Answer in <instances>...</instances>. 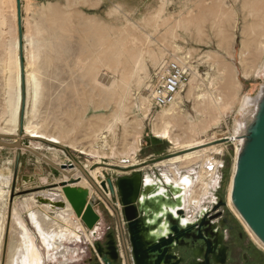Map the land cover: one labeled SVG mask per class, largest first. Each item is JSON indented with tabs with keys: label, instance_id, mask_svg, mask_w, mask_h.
I'll return each instance as SVG.
<instances>
[{
	"label": "rangeland",
	"instance_id": "obj_1",
	"mask_svg": "<svg viewBox=\"0 0 264 264\" xmlns=\"http://www.w3.org/2000/svg\"><path fill=\"white\" fill-rule=\"evenodd\" d=\"M22 1L25 64L27 66L29 59L33 62L32 68L36 73L39 85L41 84L42 97L36 102L34 111L31 112L32 102L28 103V94L26 95L23 117L24 132L22 134L20 132L21 104L17 126L13 127L11 131L4 129L6 127L10 128V123H4L6 113L4 112L5 108L3 109L5 107L6 84L9 74L7 63L11 57L10 49L14 36L18 37V28L15 34L13 32L14 23L11 18L12 7L7 4L0 5V9L4 7L3 10L7 12L3 11L2 13L6 16L8 23L0 27V60L4 58L0 61V63L4 61V64H0V116H2L0 117V133L17 135V137L12 138L0 137V141L21 143V147L12 145L0 146V167L7 169V176L10 179H14L17 156L20 154L15 181H12L11 187L4 189L5 196L9 197L6 204L8 211L5 249L10 241L14 208L20 210L27 224L29 222L27 212L21 204L24 197H28L33 193L37 194L39 191L45 189H53L54 187L61 190V186L63 185L59 183L63 180L68 181L69 175L76 179L75 181L79 180V177L82 176H85L88 180L86 184L72 185V189L75 188L84 193L91 191L90 193H92V186L94 185L91 183L89 175L102 189L101 180L117 179L121 175L133 174L135 172L143 173V161L145 160L151 163L159 162L158 165L163 166L162 171H165L167 165L161 163L163 160L194 147L200 146L196 149L206 148L205 152L207 155L208 153H213L212 155H215L217 158L220 157L225 160V179L221 195L228 204L229 185L235 169L237 145L236 147L233 143L224 145L220 140L227 138L233 133L234 122L239 117L238 111L241 98L246 95H256L263 82V69L259 73L245 75L240 60L242 42L244 40L249 42L254 37L249 28L250 23L254 20V16L250 15L248 10L244 11L242 9L243 0H237L236 2L235 0H223L226 7H234L238 14L236 17L237 21L230 19L224 22L221 21L222 10H220L219 6L220 0ZM15 9L16 5L14 4V15L17 24ZM161 9L162 13L160 19H158L157 12ZM182 14L191 17L193 20L189 29H177L180 37L175 39L171 36L173 25ZM156 19L159 21L158 25L154 27ZM102 26H104L103 28H105V32L108 33L110 39L120 36L126 40L127 45L130 44L134 37L150 36L149 38H152L153 41L151 45V47L153 46L152 49L158 53L161 51V59L163 60L159 64L153 61L149 53L145 55L146 72L148 73L147 93L149 95H151L150 81L155 69L163 61L186 57L187 61L185 60V63L187 62L186 65L189 67V77L186 87L180 93V95L184 96L183 111L171 129L173 137H178L180 143L175 145L168 138L155 136L154 125L160 124L157 116L162 108L153 105L152 97L150 96L151 111L147 117L144 118L138 108L131 107L127 109L126 107L127 111L124 109L128 123L125 125L118 121L115 127L116 140L114 147L116 154L114 156L104 154L105 152L102 149L99 155L91 153V146L95 140V135L100 130L105 131L103 133L104 136L108 135L107 130L103 128L108 121L113 122L114 117L112 116L120 106L119 91L113 95L111 103V100H108L104 101L106 104H103L102 100L104 99L102 94L109 88L108 79L113 77L114 70L112 68L114 67H101V71L97 73L95 69L92 70L89 67L93 65V60H95L98 51L102 50V44H105L103 41L101 43L98 42L97 38H95L97 29ZM42 27H44V30ZM220 29L225 31L227 37L225 41H222L223 34L220 32ZM91 34L95 35L91 37ZM162 39L165 40L163 41ZM136 43H139V41ZM173 45L181 46L182 50L173 51ZM96 50L98 51L96 52ZM3 54L5 57H3ZM207 54H211V59L206 58ZM33 55L35 56L33 57ZM256 56H254L255 58L252 63L253 69L257 65L262 66L261 58ZM246 57L251 59L252 55L247 53ZM216 60H220L225 64V67L227 66L225 72L218 70ZM191 65L197 66L201 74L199 83L203 84L205 88H211L214 94H219L224 86L223 76L225 75L228 78L230 95L237 96L234 104L223 113L219 123L214 122L212 119L215 112L207 110L208 112L210 111L207 113L206 111L203 112L196 109L195 100L185 97L192 76ZM107 71L108 74L106 76L102 75ZM94 75H97V78L99 77L98 80L102 86L96 85ZM116 75V80H119L120 75ZM237 80L240 81V87L236 85ZM132 88L133 95L131 100L136 102L140 96L138 94L139 91L136 90L135 84H133ZM142 92L143 89H141ZM117 99L118 101L116 102ZM128 101L126 105H129L130 102ZM29 117L34 124H39L46 132L61 135L62 140L60 143L50 142L46 137L32 139L26 136L25 124L28 123ZM191 122H196L199 125L198 132L192 139H196V142L192 145L189 144L192 141L193 135ZM137 137H140V146L136 151H130L131 156H135V160L133 161L131 157H127L125 154L129 149H132V145L135 143ZM99 141L102 142V140ZM220 151H223L224 154H218L221 153ZM75 161L80 166L76 165ZM51 163L60 167L61 170L54 167ZM92 171L96 175H99L100 178L92 176ZM42 177L48 178V185L41 184ZM71 183H68V185ZM12 188L16 191L13 196ZM65 197L71 203L67 195ZM200 197H202V194H200ZM106 205H101L98 208L104 225L114 226L117 232V226L122 224V220L117 213H115V216L112 215L109 210L110 205L107 203ZM226 210L229 212L230 217L244 231L247 239L251 240L255 246L264 252V248L253 239L240 216L238 217L229 206L226 207ZM190 211H187V215L190 214ZM32 225L29 226L34 230ZM79 245L80 247L82 246V250H85L86 245L81 243ZM126 246L128 247L129 244L127 243ZM84 252L82 257L86 255L85 261L82 258L84 262L80 261L76 264H96L94 261L86 262V259L89 260L90 257H94L91 247L86 248ZM121 262L122 264H128L129 258L122 259Z\"/></svg>",
	"mask_w": 264,
	"mask_h": 264
},
{
	"label": "bare ground",
	"instance_id": "obj_2",
	"mask_svg": "<svg viewBox=\"0 0 264 264\" xmlns=\"http://www.w3.org/2000/svg\"><path fill=\"white\" fill-rule=\"evenodd\" d=\"M220 1L221 2H219V6H220V10H222L221 21L224 22L230 19H234V21H237L236 20V17L238 15L237 10L234 7H226L225 3H223V0ZM236 1L237 0H235V2ZM0 3L1 6L3 4H7L8 6L10 5L12 7V9L11 7L9 8L11 9L12 12L11 18L14 23L13 32H15L16 34L18 28V21L16 24V19L14 15V4L16 5V0H0ZM3 8L4 7L0 9V27L5 24H8L6 16H4V14L2 13L4 11ZM9 8L8 10L10 11ZM242 9L244 11L248 10L250 15L254 16V20L249 25V28L252 31L254 37L249 42H247L246 40L242 42V53L240 57L244 74L250 75L251 73L253 74L259 73L260 70H262L264 67V0H243ZM15 12L17 13V9H15ZM161 13H162V9L157 12L158 19H160ZM158 19H156L154 23V27L158 25V21H159ZM192 20L193 19L187 15L185 16L183 14L180 15V18L175 21L173 25L174 27L172 26L173 32L171 36L175 39L180 37V34H178L177 29L178 28H182L183 30L189 29ZM103 27L104 26L99 28L97 27L98 28L96 32L97 37L95 36V38H97L98 42L101 43V41H103V43H105L104 45L102 44L104 48L102 47L101 48L102 50L100 51H98L99 49L96 50V52L98 51V53L96 54V56L94 55L95 60H93L94 61L93 65L89 67H91L92 70L95 69L96 73L101 71V67L102 68L114 67L112 68L114 70L113 77H110V79H108L109 88L104 92V94H102L104 96V99L102 100L103 102L111 100L110 101L111 103L113 95L119 91L118 93L120 94L119 95L120 106L119 109L115 111L112 116L114 117L113 122L111 123L110 121L108 122L106 121L107 124L103 128L107 130L108 135L104 136L103 133L105 131L103 132L100 129H99L100 131L95 135V140L91 146V153L99 155L100 150L102 149V151L105 152L104 154H107L109 156H114L116 154V150L114 147V143L116 140L115 127L118 121H120L125 125L128 123V119L124 112V109L126 110V107L127 109L131 107L138 108V110L141 111V113L143 114L144 118L147 117L151 111V102H150L151 95L147 93L148 73L146 72L147 68L145 65V55L149 53L151 58L156 64L157 63L159 64L163 59H161L162 57L160 54L161 51L158 53L152 49L153 46L151 47V45L153 41L152 38H149L150 36L147 37L144 35L145 36L144 37L142 35L143 37L140 38L132 37L133 40L130 39L131 42L129 41L130 44L127 45L126 40L124 38H121L120 36L116 37L115 39H110L108 33L105 32L106 30ZM43 28L44 27H42V29ZM168 30L167 32H169ZM220 32H222L223 34L222 41H225L227 39L225 31L220 29ZM94 35L95 34H91V37ZM24 38H25V34H24ZM137 41H139V43H136ZM85 43L88 44L87 42ZM3 47H5V45H3ZM18 49H19V38L17 36H14V41L10 49L11 57L8 59V63H7L9 74L7 77V84H6L7 90H6L5 105H4L5 107H3V109L5 108L4 112L6 113V118L4 119V123H10L9 125L10 128L8 127L4 128L7 131H11L13 127L17 126L20 104H22L21 103L22 100L21 65H20V54ZM174 50L175 52H177L178 50L181 51L182 47L179 45H173V51ZM247 53L252 55L251 59L246 57ZM256 55L261 58L260 60L262 61L261 62L262 66L257 65V67L253 69L252 63L255 58L254 56ZM34 56L35 55H33V57ZM3 57H5V55ZM206 58L211 59V54H207ZM180 59L185 62L186 57H182V58L180 57ZM5 62L7 61L5 60ZM216 64L219 71L225 72V68L227 66L225 67L224 63H222L220 60H216ZM32 66H33V62L30 61L29 59L27 66L25 64V74H26L28 103L30 104V102H32L31 112L34 111L36 102L39 100L40 97H42V89L40 88L41 84L39 85L36 73L34 72ZM190 67L192 68V76L189 81L188 90L185 97L187 99L193 98L195 100L196 109L202 110L203 112L206 111L207 113H209L210 111L215 112L212 119L214 122L219 123L223 113L229 107H231L237 99L236 95L231 96L229 93L228 78L225 77V75L223 76L224 86L222 88V91L219 94H214V91H212L211 88L208 87L205 88L203 84L199 83V78L201 77V74L197 66L191 65ZM107 74L108 71L104 72L102 75L106 76ZM116 74L120 75L119 80H116V76H117ZM98 78L97 75H94V81L96 85L99 86L101 83L98 80ZM133 84H135L136 90L139 91L138 94L140 95L139 99L135 98L136 96L134 97L135 99H138L136 102H133L131 100L133 95L132 94ZM236 85L240 87V81L237 80ZM141 89H143L142 93H141ZM180 93L177 94V97L174 102H172L168 107H165L161 110V112L157 116V119L159 120L160 124L154 125V134L156 137L168 138L170 142L175 145L180 143V139L178 137H173L171 133V129L173 124L177 121L178 117L182 114L183 111L182 105L184 103V96L180 95ZM117 101L118 99L116 100V102ZM127 101L130 102L129 105L128 104L126 105ZM255 103H256V99L250 98L249 95H246L243 98H241L239 112L242 113V116H245V114L249 111V108ZM103 104H106V102H104ZM207 110L210 111L208 112ZM198 126L199 125L196 122H191V131L193 134L191 140L193 139L194 136H196L198 132ZM242 127H243L242 121L236 120L234 125V131L227 138L237 140V135L239 134ZM25 131H26V136L32 139L39 137L40 138L46 137L48 141L54 143H60V141L62 140L61 135H56L53 133L46 132V130H43L42 127L39 126V124H34L30 117L28 119V123L25 124ZM99 140H102V142H100ZM195 142L196 139L190 141L189 144L192 145ZM236 145L235 147H236V159H237L239 147L237 143ZM139 146H140V137H137L135 143H133L132 145V149H129V151L126 152L125 155L127 157H131L132 160L134 161L135 156H131L130 151L131 150L136 151L139 148ZM199 147H194L193 149L181 151L179 153L174 154L173 157L165 159L161 162L167 165V169L163 171V174L169 176L173 182L177 184L180 183L184 186L183 198H184V207L187 209L186 211L191 210L192 206L198 207L201 203L200 194L205 196L206 193L198 192L197 181L193 183L190 177H184L178 179L175 172L182 165L189 166L190 164H192L193 162L197 161L200 158L203 159L205 158V160L207 159L209 155H207L205 152L206 148L196 149ZM177 162H181V163L176 164ZM76 165L79 164L76 163ZM235 169H236V160H235ZM235 169H234V173H235ZM234 173L232 175V180L229 185L230 193L228 195L227 206H229L239 217L240 214L235 209L231 201ZM91 175L98 179L100 178V176L96 175L93 171L91 172ZM89 177L92 179L90 175ZM12 181H15V173H14V179L13 178L10 179L7 176V169H4V167H0V264H69L78 261L79 257H81L79 256V254L81 255V253H85L84 252L85 250L84 249L82 250V246L80 247L79 244L80 243L84 244L85 242H92V234L90 233V231L87 230L84 223L82 225L79 222V218L75 213L76 208L81 206L80 205L82 203L80 199L81 197L79 196V194H77L76 197L72 195L74 198H72L71 200L69 199V201L71 202L69 203L68 199L65 197L66 194L64 192V189L65 190L70 189L72 185L75 184L76 185L81 183L86 184L88 183L87 178L85 176L79 177V180L74 181L69 185L61 186V190H59L58 188L45 189L39 191L37 194L33 193L31 195L29 194L30 196L28 197H24L21 204L23 205V207L27 212L29 222L27 224V222L24 221L20 210L14 208L13 217H12V227L10 230V237H9L10 241L9 243L7 242L8 244L6 246L7 249L6 250L5 236H6L7 211H8V207L6 204L8 203L9 197L5 196L4 189L6 187H11ZM148 182H152V180L148 179ZM41 184L48 185V179L46 177H42ZM90 192H86L88 198L91 195ZM161 192H165V190L163 188L159 189L158 193ZM15 193H16L15 189L12 188V196L15 195ZM38 197L45 198L47 202L39 203ZM60 199H64V201L66 202L65 207L59 208V210L54 209L56 206L53 205L52 203L57 202ZM240 218L242 219L241 216ZM242 221L245 223L243 219ZM29 225H32V227H34V230ZM97 227L98 225H96L92 231H96ZM245 227L247 228L253 239L261 247L264 248V245L251 231V229L248 227L246 223H245ZM5 250H6V257H5Z\"/></svg>",
	"mask_w": 264,
	"mask_h": 264
},
{
	"label": "water",
	"instance_id": "obj_3",
	"mask_svg": "<svg viewBox=\"0 0 264 264\" xmlns=\"http://www.w3.org/2000/svg\"><path fill=\"white\" fill-rule=\"evenodd\" d=\"M16 9L21 65L20 132L22 134L27 95L22 0H16ZM249 97L256 99V103L249 108L245 116L238 111L239 117L236 119L242 121L243 127L236 140L239 152L233 176L231 201L242 219L264 245V67L263 82L259 91ZM0 137L17 136L0 133ZM220 141L227 143L229 139L224 138ZM0 145L21 147L20 142L0 141ZM19 159L20 154L17 156L15 178ZM54 167L61 170L56 165ZM85 174L88 175L87 172ZM68 177V181L63 180L59 184L66 186L76 180L70 175ZM148 179L152 182H148ZM90 181L95 185L94 180L90 179ZM116 186L124 205L123 217L127 221V233L131 245V261L129 259L128 264H192L195 253H199L200 256L206 253L205 260L208 256L215 257L212 247L215 245L213 242L216 241V234L221 224V221L215 219L223 214L222 210H217L227 206L222 196L218 195V202L213 209H204L196 220H189L184 210V186L173 182L165 174L148 176L135 172L131 175H121L116 180ZM161 188L165 192L158 193ZM65 192L70 200L74 198L72 195L76 197L79 194L81 197L82 203L76 208V214L88 231L100 225L101 216L95 208L96 204L88 200L86 192L75 188L70 191L66 189ZM38 199L39 203L47 202L43 197ZM52 204L56 206L54 209H59L65 207L66 202L60 199ZM96 234L97 231H94L93 235ZM93 245L92 251L103 262L100 264H119L120 252L113 233L107 234L106 242L98 240ZM183 247L189 249L192 256L187 262H184V258L179 257L178 254L179 249ZM222 256L224 258L225 255Z\"/></svg>",
	"mask_w": 264,
	"mask_h": 264
},
{
	"label": "built area",
	"instance_id": "obj_4",
	"mask_svg": "<svg viewBox=\"0 0 264 264\" xmlns=\"http://www.w3.org/2000/svg\"><path fill=\"white\" fill-rule=\"evenodd\" d=\"M186 64L187 62L185 63L184 61H181V59H169L163 61L155 69L150 81V92L153 105L162 109L168 107L172 102L175 101L177 94L183 92L189 77V67ZM229 143L236 145L237 141L229 138V142L223 144L226 145ZM220 152L221 153L218 154H224L223 151ZM212 154L208 153L209 156L206 160L205 158L199 159L190 166L183 167L179 170H176L175 172L178 179L183 178L184 176H189L193 182L197 181L198 192L206 193L205 196L202 195L200 201L201 203L198 207L192 206L189 217L187 215L186 208L184 207L185 216L189 220H196L199 217L201 211L204 209H213V207L218 202V195H221L223 181L225 179L226 162L224 159L220 157L217 158ZM158 163L159 162L151 163L147 160L143 161V174L148 176L163 174V166H159ZM179 163L181 162H177L176 164ZM116 180L117 179L113 178L101 180L102 189H100L98 184L95 182V185L92 186L93 190L88 200L93 201L96 204L95 208L100 201L105 202V205L107 203L110 205L109 210L111 214L115 216V213H117L121 218L123 217L124 205L122 204L117 191ZM89 231L92 234V242H85L84 245H86V248L91 247L92 250L94 248V242L100 240L102 234L97 233L96 236H94V231ZM116 233L117 240L119 244H121V241L123 242L125 239V234L121 226L117 227ZM82 254L83 253H81V255ZM126 254L127 250L125 245H123V249L121 246L122 259L125 260V258H127Z\"/></svg>",
	"mask_w": 264,
	"mask_h": 264
},
{
	"label": "flooded vegetation",
	"instance_id": "obj_5",
	"mask_svg": "<svg viewBox=\"0 0 264 264\" xmlns=\"http://www.w3.org/2000/svg\"><path fill=\"white\" fill-rule=\"evenodd\" d=\"M101 205L105 206V202L100 201L97 204V207L99 208V206ZM226 207H220L217 210H222L223 214L215 219L217 221H221L220 228L216 234V241L213 242L215 243V245L212 247V250L214 251L213 253H215V257L210 258L208 256L207 260H205L204 258L206 253H204L203 256H200L199 253H195L192 258V264H264V252L260 250L257 246H255V244L251 240L247 239L244 231L230 217V214L226 210ZM121 220L122 224L120 226L125 234V239L123 242L121 241V244H119L117 240V233L114 226L108 224L104 225L103 222L102 227V216L100 220V225H98L96 229L97 233L102 234L100 240L103 242L107 241L108 233L114 234L120 252L119 264H122L121 246L123 249V245H125V248L127 250L126 255L131 261V245L127 233V221L124 219V217H121ZM127 243L129 244L128 247L126 246ZM92 253L94 255V257H92V261H94V263H103L100 258L96 257L95 252L92 251ZM178 254L179 257L184 258V262H187L192 257L189 249H187L186 247L180 248ZM222 254L225 255L224 258Z\"/></svg>",
	"mask_w": 264,
	"mask_h": 264
},
{
	"label": "crops",
	"instance_id": "obj_6",
	"mask_svg": "<svg viewBox=\"0 0 264 264\" xmlns=\"http://www.w3.org/2000/svg\"><path fill=\"white\" fill-rule=\"evenodd\" d=\"M195 162H196V161H195ZM195 162H193V163H195ZM158 164H159V163H158ZM179 164H180V163H179ZM189 166H190V165H189ZM183 167H188V166H183V165H182V166H180V167L178 168V170L181 169V168H183ZM177 178H178V177H177ZM71 189H72V187H71L70 189H68V191H70ZM96 209H97L98 212H99V209H98L97 207H96ZM75 213H76V212H75ZM76 215H77V214H76ZM189 215H190V214H189ZM77 217H78V216H77ZM78 218H79V217H78ZM79 222L83 225V222L81 221L80 218H79ZM102 227H103V221H102ZM87 232H88V231H87ZM88 233H89V232H88ZM79 256H80V254H79ZM82 258H83V260H84V258H86V255H84V257H82V255H81V257H79V260H78V261H79V262H80V261H83ZM86 260H87L86 262L89 263V262L92 261V257H90L89 260H88V259H86ZM78 261H76L75 263L73 262V264L78 263ZM84 261H85V260H84ZM84 261H83V262H84Z\"/></svg>",
	"mask_w": 264,
	"mask_h": 264
}]
</instances>
